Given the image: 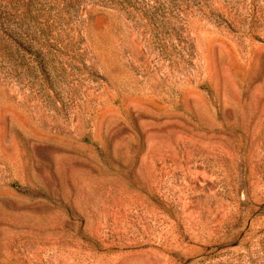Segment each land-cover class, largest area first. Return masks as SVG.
<instances>
[{"label": "rangeland", "instance_id": "obj_1", "mask_svg": "<svg viewBox=\"0 0 264 264\" xmlns=\"http://www.w3.org/2000/svg\"><path fill=\"white\" fill-rule=\"evenodd\" d=\"M0 264H264V0H0Z\"/></svg>", "mask_w": 264, "mask_h": 264}]
</instances>
